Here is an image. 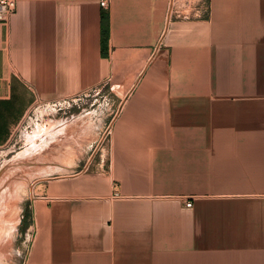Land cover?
<instances>
[{
  "label": "crops",
  "instance_id": "crops-1",
  "mask_svg": "<svg viewBox=\"0 0 264 264\" xmlns=\"http://www.w3.org/2000/svg\"><path fill=\"white\" fill-rule=\"evenodd\" d=\"M108 1L0 23V148L37 102L122 96L105 153L37 183L24 264H264V0Z\"/></svg>",
  "mask_w": 264,
  "mask_h": 264
},
{
  "label": "rangeland",
  "instance_id": "rangeland-1",
  "mask_svg": "<svg viewBox=\"0 0 264 264\" xmlns=\"http://www.w3.org/2000/svg\"><path fill=\"white\" fill-rule=\"evenodd\" d=\"M111 87L104 82L56 113L42 111L38 128L46 127L48 121L56 125L55 138L42 149L36 148L45 134L37 137L35 115L41 114L35 108L0 148V264L26 261L35 233L32 205L38 194L37 183L80 170L105 153L108 130L122 98L113 96Z\"/></svg>",
  "mask_w": 264,
  "mask_h": 264
},
{
  "label": "built area",
  "instance_id": "built-area-1",
  "mask_svg": "<svg viewBox=\"0 0 264 264\" xmlns=\"http://www.w3.org/2000/svg\"><path fill=\"white\" fill-rule=\"evenodd\" d=\"M16 1L17 0H0V23L1 24L5 25L8 22L9 17L12 15V13L15 10ZM99 4H100V7L104 11L108 10V6H109L108 0H100ZM202 13H203V9L200 6L191 5L189 0H170L169 7L165 15V20L166 22L176 20V19L189 20L192 18L201 17ZM77 97L78 96H73V97H67V98L57 99L53 101H48V102L35 103L31 109H34V108L39 109L38 113L41 114V116H38L37 114L35 115V126H37L38 128L42 122V118H43L42 111H44L45 114L48 111H53L54 113H56L60 111L63 107L69 106L71 103H74ZM109 131H110V128L108 132ZM191 205L192 204L189 200L185 202V207L189 208L191 207Z\"/></svg>",
  "mask_w": 264,
  "mask_h": 264
},
{
  "label": "bare ground",
  "instance_id": "bare-ground-1",
  "mask_svg": "<svg viewBox=\"0 0 264 264\" xmlns=\"http://www.w3.org/2000/svg\"><path fill=\"white\" fill-rule=\"evenodd\" d=\"M55 122H52V121H48V124L46 125V127H44V128H42V129H39L36 133H38V136L37 137H40V136H44V135H41V134H45V138H44V140H42L41 142H40V144L36 147V146H34L33 147V149H34V151H35V147L37 148V150H40V149H42L41 147L44 145H47L49 142H51V140L52 139H54L55 138V135H56V133H54L53 131L55 130V124H54ZM55 125V126H54ZM43 131V132H42ZM39 133H40V136H39ZM48 138V139H47ZM41 140V139H40ZM37 145V144H36ZM36 150V151H37ZM26 153H28V155H29V152H26ZM26 155V154H25ZM46 168H48V167H46ZM46 168H43V169H46ZM49 168H51V167H49ZM43 169L41 170V171H43ZM44 172V171H43ZM40 173V172H39ZM39 176V175H38ZM37 177V176H36ZM27 178V177H26ZM25 181V180H24ZM1 184V183H0ZM2 185V184H1ZM16 189V188H15Z\"/></svg>",
  "mask_w": 264,
  "mask_h": 264
},
{
  "label": "trees",
  "instance_id": "trees-1",
  "mask_svg": "<svg viewBox=\"0 0 264 264\" xmlns=\"http://www.w3.org/2000/svg\"><path fill=\"white\" fill-rule=\"evenodd\" d=\"M101 18H102V51H103L105 50V42L108 36V28L106 26L108 16L105 13H103Z\"/></svg>",
  "mask_w": 264,
  "mask_h": 264
}]
</instances>
